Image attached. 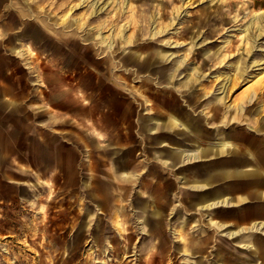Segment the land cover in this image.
<instances>
[{
  "label": "rangeland",
  "instance_id": "374dc122",
  "mask_svg": "<svg viewBox=\"0 0 264 264\" xmlns=\"http://www.w3.org/2000/svg\"><path fill=\"white\" fill-rule=\"evenodd\" d=\"M94 1L0 0V264H264V1Z\"/></svg>",
  "mask_w": 264,
  "mask_h": 264
},
{
  "label": "bare ground",
  "instance_id": "6f19581e",
  "mask_svg": "<svg viewBox=\"0 0 264 264\" xmlns=\"http://www.w3.org/2000/svg\"><path fill=\"white\" fill-rule=\"evenodd\" d=\"M125 3V0L123 1ZM127 2V0H126ZM127 4V3H126ZM92 5L94 7H96V10L99 11V10H102L105 6H101L100 7V4L98 3V0H95ZM243 15V14H242ZM248 15L247 19H245L246 21V24H244L242 26V30L245 31L246 33L248 34H251V37L255 40H258L260 38H263L264 37V8H257V9H250V10H246L245 11V16ZM244 16V17H245ZM246 18V17H245ZM239 30V29H238ZM250 36V35H248ZM245 37V36H244ZM104 40H109L108 38L106 37H103ZM253 43V41H251ZM261 43H264L261 42ZM252 48V47H251ZM250 48V49H251ZM263 50H264V47H263ZM178 66V65H177ZM192 75V74H191ZM228 80V79H227ZM171 120H173V122H176L177 119L174 118V117H171ZM232 146V143L230 141H227V140H220L219 142L216 143V147H214L213 150L215 151H219V150H222L224 151V149H230V147ZM198 149L195 150V151H192L190 153H186V157L188 159H197L198 158ZM198 183V182H197ZM199 190V189H198ZM227 199V198H226ZM206 201V200H205ZM204 202V201H203ZM225 204L226 203V200H218V201H214V203H211L213 206H217L219 204ZM211 204H208L204 207H208V206H211ZM203 208V207H202ZM264 223H260L259 226L258 224L256 225L255 223H253L252 227L255 228V229H260V227L263 225ZM251 228V227H249ZM244 229V228H243ZM239 230H242L239 229ZM245 230V229H244ZM237 231H229V233H227L228 235H234ZM255 246V250H256V253H257V258L258 259H264V256L261 255L259 252H258V249H257V246Z\"/></svg>",
  "mask_w": 264,
  "mask_h": 264
},
{
  "label": "crops",
  "instance_id": "0c3cea01",
  "mask_svg": "<svg viewBox=\"0 0 264 264\" xmlns=\"http://www.w3.org/2000/svg\"><path fill=\"white\" fill-rule=\"evenodd\" d=\"M258 7H264V6H256V8H258ZM171 117H174V116H171ZM171 117H170V119H171ZM175 118V117H174ZM177 119V118H176ZM173 123V122H172ZM234 143V142H233ZM235 144V146H236V143H234ZM234 146V147H235ZM214 147H216V144L215 145H213V146H210L209 148H207L206 150H212V151H215V150H213L214 149ZM199 150L200 151V148H199V146L198 145H196V148H195V150ZM231 149V148H230ZM229 149V150H230ZM203 151H205V150H203ZM219 152H222V150H219ZM197 154H198V152H197ZM185 156H186V154H185ZM260 158H263V166H264V149H263V155H261L260 156ZM186 160H191V159H188L187 157H186ZM193 160V159H192ZM195 160V159H194ZM250 173H252V174H254V175H256L257 173H259V171L257 170V169H252V170H250L249 171ZM231 173V171H227L226 172V175H229ZM241 173V172H240ZM208 184V182H194V184H192L191 186H193L194 188H196V189H203V187H205L206 185ZM264 193V192H263ZM198 200H197V205H198V207L199 208H209V207H212L213 205L211 204V203H214V201H218V200H226V203H229V201L226 199L227 197H225V195H215V196H212V197H209V195L208 194H206V192H201V193H198ZM206 200V201H205ZM204 201V202H203ZM207 203L208 204H211V206H208V207H204V206H206L207 205ZM225 203V204H226ZM157 212L156 211H154V216H157ZM262 214V211L260 210V209H255V210H252L251 211V215H252V217H254L255 219L253 220V222L252 223H254V222H256V218H259V216ZM250 217V216H249ZM236 231V230H235ZM259 252V251H258Z\"/></svg>",
  "mask_w": 264,
  "mask_h": 264
},
{
  "label": "built area",
  "instance_id": "2783aa9c",
  "mask_svg": "<svg viewBox=\"0 0 264 264\" xmlns=\"http://www.w3.org/2000/svg\"><path fill=\"white\" fill-rule=\"evenodd\" d=\"M249 1H255V0H249ZM260 1H264V0H260Z\"/></svg>",
  "mask_w": 264,
  "mask_h": 264
}]
</instances>
